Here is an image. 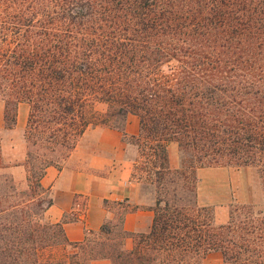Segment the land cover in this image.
Listing matches in <instances>:
<instances>
[{
	"label": "trees",
	"instance_id": "trees-1",
	"mask_svg": "<svg viewBox=\"0 0 264 264\" xmlns=\"http://www.w3.org/2000/svg\"><path fill=\"white\" fill-rule=\"evenodd\" d=\"M75 3L0 0V96L9 126L15 123L19 101L31 105L28 148L21 163L24 183L13 174L0 183V264H40L44 248L66 244L80 247L83 255L76 250L50 258L55 264H92L101 256L111 264H194L209 249L220 250L231 264H264V215L248 226L234 219L216 223L209 205L180 192L193 190L197 167L241 157L238 147L251 136L246 130L264 146V138L255 134L258 125L248 121L254 111L242 101L236 108L233 94L226 95L216 82L225 71L219 63L222 44L205 43L199 36L224 34L226 40L237 41L253 29L262 34L264 0H89L103 5V16L95 18L98 31L74 27L70 19ZM102 21L107 34L100 32ZM151 48L176 58L177 66L169 74L149 72L144 84L117 98L122 110L139 115L145 134L137 144L149 153L132 176L154 186L151 226L126 231L122 214L115 230L109 220L101 224L103 239L97 245H91L88 232L82 240L70 241L63 220H41L52 203L41 178L47 166L60 167L89 124L106 122L88 106L91 98L102 99L100 94L115 89L116 83L103 74L119 69L126 57L156 68L162 56L150 59L146 53ZM169 141L187 153L182 168L169 167ZM175 173L181 174V184ZM131 235L134 244L126 248L124 239Z\"/></svg>",
	"mask_w": 264,
	"mask_h": 264
},
{
	"label": "rangeland",
	"instance_id": "rangeland-1",
	"mask_svg": "<svg viewBox=\"0 0 264 264\" xmlns=\"http://www.w3.org/2000/svg\"><path fill=\"white\" fill-rule=\"evenodd\" d=\"M77 3L72 5L74 7L72 22L76 29H87V30H96L98 31V27L96 24L95 18L97 16H103V5L89 4V0H76ZM103 3V0H97ZM91 12L94 14L91 15ZM264 24V20H263ZM102 27L100 32L104 29V34L108 33V26L105 25ZM248 34H244L242 39L235 40H226L224 34H202L199 35L201 38H205V43H220L222 46H219L222 50V54L219 55L222 64V67L225 68V71H222L220 77H216V82L218 85L222 86L221 91H225V94L228 95L230 93L233 94L235 98V107L239 108L240 104L238 101H242L241 103L247 105L252 112L255 114H251L253 118H250L248 121L250 124L255 123L258 125L256 135L261 138H264V70H260L262 66H264V27L260 32L262 34H256V31ZM9 40L11 39V34H8ZM258 36V37H257ZM236 37V36H235ZM262 40V41H257ZM1 34H0V42H1ZM239 41V42H238ZM105 52L115 53L116 49L105 50ZM146 55L151 59L152 57L162 56L159 51L151 48L147 51ZM129 56V55H128ZM223 58H222V57ZM232 57L234 59H232ZM234 60V62H232ZM233 63L237 66L235 70H233ZM178 60L174 57L162 56L161 61L157 64V67L154 66L144 67L142 63L139 61H131L130 59L124 58V63H121L119 69H114L110 74H103L105 80L114 81L116 83L115 89L112 90V93L100 94L102 99H90L88 106L90 109L94 111L96 117L105 118V123L103 124H94L91 123L88 126L92 125H109L118 128L123 127L125 124V119L127 114H135L139 118V132L137 134L131 135L127 134L126 137H123L124 141L128 145V155L133 159V168L139 167L143 164L144 156L149 153L148 148L145 146H139L137 142L145 138V134L141 129L140 117L137 113L129 110H122L118 99L120 98L122 93H131V91H135V88L138 87L137 84H144V79L147 78L148 74H152L156 72L158 75L161 74H169L173 69L177 66ZM156 66V65H155ZM227 70V72H226ZM229 70V71H228ZM152 72V73H149ZM235 74V75H234ZM226 89H224V88ZM112 94H115L112 96ZM110 100H106L105 98H109ZM112 97V98H111ZM116 98V99H115ZM28 103V114L27 119L25 121V125L21 133L18 136H15L11 130L6 129L5 131H0V151L1 144H4V154L1 153V161L5 164L7 163V157L17 156V154L22 155V158L19 160V166L15 171V179L23 184L25 180V168L21 164L26 156V151L28 148V141L25 136L26 125L28 121L29 111L31 109V105L27 100H21ZM5 100L0 96V113L3 116V123L5 128H12L14 124L10 125V120L5 119ZM87 126V127H88ZM248 135H251L248 140H245L240 147H238L239 156L235 157L232 160H226L225 158L221 159L220 162L207 163L203 166H199L196 168V176L197 179L195 182L190 183L193 187L192 191L180 189V192L186 193L189 196H193L195 194L196 200L197 198V187L199 185V176L201 175V170H209L208 172H203L204 181L202 182V190L201 196H204V199H213L219 200L223 196V192L225 191L224 183L227 180L232 181L231 190L239 191V198L234 199L233 196L231 199H227L225 201L221 200V205H224L229 212L227 221L234 219L239 225H249L250 223H256L257 218L261 215H264V159L261 160L260 152L264 148L261 144L257 143L258 141H254L252 135V131L246 130ZM123 136V135H122ZM169 144H173L177 147L180 157V164L177 167H171L172 169L182 168L184 158L187 156L183 149L178 145L176 141H169ZM243 148V149H241ZM168 152V149H167ZM10 160V159H9ZM11 161V160H10ZM13 163L15 161H12ZM17 162V161H16ZM62 160L59 161L60 165L62 164ZM10 163V162H8ZM169 164V161H168ZM56 166V165H55ZM10 172H0V183H2V178L4 175H9ZM174 176L177 178L179 183H182V177L180 173H175ZM134 180L135 177L132 176ZM138 182V181H137ZM141 183L142 191L153 190L154 194H156L153 184L150 183ZM181 188V187H180ZM49 194V191H48ZM225 194V193H224ZM47 196V193L45 194ZM50 195V194H49ZM227 197V196H223ZM250 197L251 200H248ZM199 203V202H198ZM84 200H78L76 203V207L80 212L83 208ZM200 204V203H199ZM105 205L108 209L113 211V214L110 218L104 220H109L108 225L111 226L113 230L118 228V224L120 222L122 214L124 215L126 204L124 201H113L107 200L105 201ZM202 205V204H201ZM211 207V205H209ZM212 208V207H211ZM75 217L74 210H71L65 214L66 219H73ZM41 220H46L42 215ZM214 221L216 222L215 218ZM225 221V222H227ZM222 222V223H225ZM218 223V222H216ZM103 224V223H102ZM99 230V229H98ZM95 231H89V237L91 239V245H97L99 241L103 239V235ZM132 239V245L134 244L135 236H127ZM126 237V238H127ZM125 238V239H126ZM124 239V240H125ZM124 247H126L124 245ZM126 247V248H130ZM79 255H83L80 247H74L73 245H54L49 246L43 249L42 251V260H49L52 257L55 259H60L68 256L73 251H76ZM102 257V256H101Z\"/></svg>",
	"mask_w": 264,
	"mask_h": 264
},
{
	"label": "crops",
	"instance_id": "crops-1",
	"mask_svg": "<svg viewBox=\"0 0 264 264\" xmlns=\"http://www.w3.org/2000/svg\"><path fill=\"white\" fill-rule=\"evenodd\" d=\"M28 114V103L19 101L16 105L15 123L12 128H5L3 116L0 113V131L6 129L15 133L23 130ZM139 118L135 114H127L124 130L127 134L139 132ZM128 145L122 132L109 125L88 126L78 137L74 147L59 166L49 165L41 178V183L49 187L52 203L43 213L49 221L63 220V230L68 240H82L89 231L98 230L105 219L110 218L113 211L108 209L105 201H124L126 209L122 219L126 231H147L153 220V205L155 194L153 190L143 192L141 183L132 178L133 159L128 155ZM168 161L171 167L180 164L177 147L167 146ZM4 144L1 153L4 154ZM22 155L7 157L6 166L0 167V172H10L15 177ZM11 161H10V160ZM12 161H15L14 163ZM17 161V162H16ZM10 162V163H8ZM199 176L197 187L198 202L211 205L216 222L222 223L228 219V209L221 205V200L239 198V191H232V181L224 183L225 191L219 200L204 199L201 196L203 172ZM225 193V194H224ZM250 197L248 200H251ZM78 200H84L79 212L76 207ZM74 210L73 219H64L65 214ZM132 239L127 237L124 245L130 247ZM194 264H231L227 262L218 249H209L198 255ZM40 264H55L51 259L42 260ZM92 264H111L107 257H97Z\"/></svg>",
	"mask_w": 264,
	"mask_h": 264
}]
</instances>
